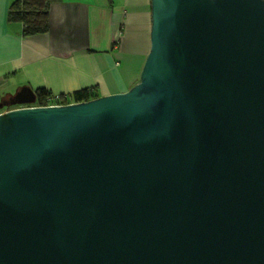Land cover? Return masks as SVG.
<instances>
[{"label":"water","instance_id":"1","mask_svg":"<svg viewBox=\"0 0 264 264\" xmlns=\"http://www.w3.org/2000/svg\"><path fill=\"white\" fill-rule=\"evenodd\" d=\"M0 264H264V0H152L129 91L1 113Z\"/></svg>","mask_w":264,"mask_h":264},{"label":"crops","instance_id":"2","mask_svg":"<svg viewBox=\"0 0 264 264\" xmlns=\"http://www.w3.org/2000/svg\"><path fill=\"white\" fill-rule=\"evenodd\" d=\"M16 1L0 0V104L24 87L55 96L96 87L103 97L140 82L152 0H50L48 33L27 38L20 23L8 22Z\"/></svg>","mask_w":264,"mask_h":264},{"label":"trees","instance_id":"3","mask_svg":"<svg viewBox=\"0 0 264 264\" xmlns=\"http://www.w3.org/2000/svg\"><path fill=\"white\" fill-rule=\"evenodd\" d=\"M49 7L50 0H18L10 7L8 22L20 23L23 26L24 38L46 34L49 31ZM35 93L37 106L82 103L99 98L96 87L75 91L69 95H59L58 98L46 88L37 89Z\"/></svg>","mask_w":264,"mask_h":264},{"label":"built area","instance_id":"4","mask_svg":"<svg viewBox=\"0 0 264 264\" xmlns=\"http://www.w3.org/2000/svg\"><path fill=\"white\" fill-rule=\"evenodd\" d=\"M56 98H58V96H55ZM55 100V99H54ZM53 100V101H54ZM70 104V103H69ZM72 104V103H71ZM60 105H67V104H56V103H51L49 105H46V106H39V107H54V106H60ZM22 107H37V105L34 104H29V105H25V106H22ZM20 108V107H18Z\"/></svg>","mask_w":264,"mask_h":264},{"label":"rangeland","instance_id":"5","mask_svg":"<svg viewBox=\"0 0 264 264\" xmlns=\"http://www.w3.org/2000/svg\"><path fill=\"white\" fill-rule=\"evenodd\" d=\"M22 106H25V105H13L12 103H9L8 106H4V108H16V107H22Z\"/></svg>","mask_w":264,"mask_h":264}]
</instances>
